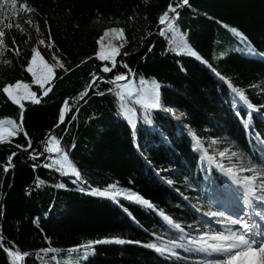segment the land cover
Segmentation results:
<instances>
[{"label": "trees", "instance_id": "1", "mask_svg": "<svg viewBox=\"0 0 264 264\" xmlns=\"http://www.w3.org/2000/svg\"><path fill=\"white\" fill-rule=\"evenodd\" d=\"M179 2L18 0L35 11L20 19L23 32L5 29V43L0 46V118L22 124L21 131L0 143V264H11L7 250L27 254L22 264H68L67 260L70 263L85 251L83 247L73 251L74 246L104 238L154 243L157 247L169 241L181 242L182 233L163 220L162 214L180 223L189 237L200 234L195 231L199 229V217L190 202L202 187H212L211 180L221 184L206 156L217 154L221 160L220 153L225 152L224 162L229 159L237 166L240 162L248 166L251 161L256 165L255 175L264 179V166L259 163L264 159V0H189L174 21L175 31L160 26L158 17L170 3L176 6ZM29 17L32 23L25 24ZM114 27L123 28L127 39L117 61L124 52L129 53L125 60L136 72L135 82L141 76L155 78L162 85V103L175 109V115H183L179 121L163 111L145 117L134 101H125L126 108H121L114 94L118 89L101 84L70 114L76 119L70 124L66 120L52 135L60 139L69 161L84 178L85 189L112 191L108 186L116 185V192L131 190L153 203L154 209H148L120 201L136 222L112 200L77 190L70 172L64 176L57 171L59 165L53 161L62 159L59 154L49 156L43 151L39 159H32L34 150L41 152L42 139L57 124L65 101L81 99L93 73L111 79L124 71L117 66L105 74L101 71L105 62L97 58V39ZM161 28L163 36L159 34ZM233 29L247 38L255 53ZM33 33L36 38L28 47ZM182 34L201 61L186 50L175 49ZM14 47L19 54L12 51ZM34 48L53 67V78L45 85L51 86L47 96L31 82L26 70ZM181 65L186 72L181 71ZM213 70L243 92L247 102L223 84ZM18 81L27 82L41 98L36 105L22 103V120L21 107L12 104L2 91ZM109 87L112 93L107 91ZM100 91L105 95H98ZM130 125H135L134 131ZM153 128L155 131H151ZM25 133L32 142L28 151L23 150L28 148ZM17 144L23 147L17 148ZM44 163L52 167L38 166L33 171L34 164ZM37 177L43 181L39 187ZM60 183L65 188H58ZM5 239L17 248L10 247ZM50 248L56 251L49 252ZM92 248H87L89 259L82 264H194L205 255L178 248L175 251L181 258H165L167 253L161 256L137 244L96 245L90 254ZM54 254L58 263L52 258Z\"/></svg>", "mask_w": 264, "mask_h": 264}, {"label": "snow or ice", "instance_id": "2", "mask_svg": "<svg viewBox=\"0 0 264 264\" xmlns=\"http://www.w3.org/2000/svg\"><path fill=\"white\" fill-rule=\"evenodd\" d=\"M189 0H180V2L173 6L171 3L168 5L166 11L163 12L162 15L158 17V23L161 26H165L172 31H175L174 21L179 19L180 12L179 8L183 6H188ZM6 9L11 10V14L19 20L20 11H26L28 13H32L35 11L34 8L28 6L27 3H18V0H0V46H3L5 41V29L11 31L13 25L8 21L9 13ZM131 19V17L129 18ZM25 24H31V17L24 21ZM16 28L23 32V25L20 23L16 24ZM236 36L240 37V40L244 42L246 46L249 47L251 52L255 53L256 49L252 47L251 43L247 40L242 33L238 30H232ZM110 34H113L118 37H123L126 42V37H124L123 29H106L103 32V35L100 36L96 43L98 45V56L97 58L101 62H105L101 68V71L105 74L113 72L114 69L119 66L122 69H125L123 72H117L111 79H104L101 76H97L95 73L92 74V80L89 83L88 87L81 94V99H84L89 95L90 92H94L99 88L101 84L114 85L118 91L114 94L118 97L120 101L121 108H126L125 101L132 102L139 105L143 109V113L145 117H148L149 114L153 111H163L165 113H172L174 118L179 121L180 115H175L176 110L170 107L165 106L162 103V94L161 87L162 85L155 80V78L151 80L145 79L143 76L139 78L138 83L135 82L136 72L134 69L129 68L128 63L125 59L121 58L117 61V57L121 54V49L124 48V43L119 44V46H114L110 42L108 44L107 50L105 47V37H109ZM159 34L161 36L165 35V31L161 28ZM183 35L176 40L175 49L177 50H186L188 55L194 58L196 61H201V56L198 55L197 51L193 50V48L189 47L185 40L183 39ZM13 44L15 45V37H12ZM41 44H44V41H40ZM154 46V45H153ZM16 54H19L18 47H14L12 49ZM149 52L152 51V47H149ZM179 55V51L176 52ZM123 57H127L129 53L124 52ZM91 59V57L89 58ZM111 64V67L109 66ZM179 63V61L177 62ZM31 66L26 70L31 73L34 78V82L40 86L43 96H47L51 91V86L45 87L47 83H49L50 79L53 77V67H49L48 64L44 62L41 58V52L37 49H33V55L30 60ZM39 65L42 69V72L38 73L36 70V66ZM60 67H63L61 64ZM181 71H185L181 65ZM214 74L218 77L223 84L227 85L230 90L237 94L241 99H244L247 102V97L241 92L238 88L234 87L231 82L226 79V77L219 72H215ZM28 85L22 82H16L14 85H6L3 87L2 91L6 94L7 98L14 105H19L21 107V120L23 119V111L24 107L21 104L22 100H29L31 104L36 105L40 103L39 97L36 96V93L28 91ZM14 89H23L24 94H14ZM109 93L113 92V89L109 87L107 89ZM100 96H104L105 92L100 91L98 93ZM248 108L252 109L253 105L248 103ZM261 107H264L262 105ZM69 105L68 101H65L64 106L60 112L58 122L56 124V128H59L61 124H65L66 120L68 124H70L73 120L76 119L75 115H69L68 110ZM127 110V109H126ZM130 127L135 130V125H130ZM67 129V125H66ZM65 129V130H66ZM22 130L21 125H15L11 119L9 120H0V142H3L5 137L12 136L14 133H17ZM54 131V130H53ZM151 131H155V129H151ZM25 138L28 139V148H23L24 151H28L32 146L31 139L27 137L25 133ZM215 143V140L213 141ZM199 143V140H197ZM139 147V145H136ZM17 148H22V145L17 144ZM72 148H75V144L72 145ZM195 150V149H194ZM44 151L51 156L52 154H59L62 159L53 161L54 164L59 165L57 171L61 173V175L67 176L69 172L73 179V183L77 185V190L82 193L89 194L99 198H105L112 200L118 207H120L130 219L134 222L135 217L131 215L128 208L124 207L120 201L127 200L129 202L144 205L148 209H154V205L149 200L143 198L140 194L135 193L131 190H125L123 193L116 192V185H109L112 191H103L99 189H85L83 187L84 178L81 177L80 172L73 167L71 162L69 161L68 154L61 147L60 139H58L55 135L51 133L45 140V149ZM16 153H12V156H15ZM44 155L43 152L36 153L35 150L32 155V159H39V156ZM233 156L236 153H232ZM221 160L215 161L212 156H208L209 164L215 166V168L221 173L224 177L225 182H230V185H235L236 189H231L233 194L236 195V190L239 188L243 189V206L240 211L229 213L228 217H225L223 211L216 210L210 212H204L203 217H209V219L201 218L202 223L206 226L207 229L211 228V219L212 217H223L225 219H230L231 225H239V229L232 230L228 229L227 231H215L209 232L204 231L199 236H188L187 232L181 227L180 223H173L172 219L167 214H162L163 220L167 221L169 225H171L174 229L178 230L182 235H180L179 240L181 242L169 241L167 244L157 247L154 243L144 244L141 241H133V240H124V239H98L94 241H89V245L83 246H74L73 251H80L81 247L84 248L83 259L87 261L89 259L87 255V248L92 246L93 248L96 245H108V244H116V245H124V244H137L141 247H147L153 249L161 256H167L165 258L176 256L179 258L178 253L175 249H183L184 252L187 253H195L200 254L203 253L207 257H213L212 259L204 260L203 262H198V264H264V230L261 229V225L256 222L253 218L259 217L261 220H264V209L260 207H254L253 201L259 202V205H264V179L261 180L260 184L256 183L257 176L255 175L256 165L252 164L249 161V165L246 166L243 162H240L236 167L235 171L231 165H225L224 158L225 152L220 153ZM12 157H9V164H11ZM262 166H264V159L259 162ZM43 166L45 168H51L52 164L44 163L43 165H33V171L35 172L36 167ZM5 172L8 171V167H5ZM252 172L253 175H241V173ZM39 181V177H37ZM40 183L43 181H39L37 183V187H39ZM58 188H65L64 183H60L57 185ZM31 195V193H27ZM236 204L240 205V197L236 195ZM252 208L253 212L246 211L245 209ZM155 211H159V209H155ZM195 211L199 212V209H195ZM39 217L36 218L38 220ZM217 223L220 221L217 220ZM189 228L192 227L191 224L188 225ZM196 231H200L196 229ZM186 240V242H184ZM171 245V246H169ZM0 247H3L2 238H0ZM49 252H55V249H48ZM94 254V253H93ZM7 255L11 257V264H20V261L27 260V254L14 253L11 250H7ZM55 258V257H54Z\"/></svg>", "mask_w": 264, "mask_h": 264}, {"label": "rangeland", "instance_id": "3", "mask_svg": "<svg viewBox=\"0 0 264 264\" xmlns=\"http://www.w3.org/2000/svg\"><path fill=\"white\" fill-rule=\"evenodd\" d=\"M6 11H8V13H9V18H8V22H10L12 25H13V28H16V24L17 23H19V21H20V19H22V18H24L26 15H28V12H26V11H20V13H19V20H17V18L15 17V16H13L12 14H11V10L10 9H6ZM114 28H116V29H123V28H120V27H114ZM108 29H111V28H108ZM124 30V29H123ZM136 33H137V31L135 30V29H133V34L134 35H136ZM102 35H103V33H102ZM101 35V36H102ZM124 37H126V35H125V31H124ZM36 37H35V34L33 33L32 35H31V39H30V42H29V45H28V47H31L32 46V43L34 42V39H35ZM135 41H137V38L135 39ZM109 42L112 44V45H114V46H119V44H121V43H124V45L127 43V39H126V42H125V40H124V38L123 37H118V36H115V35H113V34H110L109 35V37H105V47H106V50H107V47H108V44H109ZM32 55H33V53H32ZM31 55V56H32ZM97 56H98V45H97ZM41 58L44 60V62L46 63V64H48V66L49 67H52L51 66V64L41 55ZM30 60H31V58H30ZM31 66V64H30V61H29V64H28V66H27V68L28 67H30ZM36 70L38 71V73H40V72H42V69L40 68V66L39 65H37L36 66ZM29 74H30V76H31V82L34 84V85H36V86H39L38 84H36L35 82H34V78L32 77V75H31V73L30 72H28ZM53 78V77H52ZM52 78L50 79V81L52 80ZM49 81V82H50ZM19 82H22V83H24V84H27L28 86H29V84L27 83V82H24V81H19ZM15 83H13V84H8V85H14ZM40 87V86H39ZM28 91H30V92H34L35 93V91H33L31 88H30V86L28 87ZM14 94H19V95H23L24 94V90L23 89H14ZM23 102H30L29 100H22L21 101V104L23 103ZM19 106V105H18ZM172 117H174V115H171ZM10 118H0V120H9ZM12 121H13V123L15 124V125H17L16 124V122L13 120V119H11ZM12 137H14V134L12 135V136H8V137H5L4 138V140H3V142H5V141H7L8 139H11ZM0 143H2V142H0ZM212 147H213V145H211ZM213 159L215 160V161H220V159L218 158V155L217 154H214V156H213ZM225 163V165H231L232 167H233V169H234V171H235V169H236V167H237V165H235L234 164V162L233 161H230L229 159L226 161V162H224ZM256 183L259 185L260 184V181L258 180V177H257V180H256ZM208 194H209V200L210 201H205V200H203V199H199V198H196V197H194V198H192V200H191V209H193V208H196V209H199V212H197L199 215H202V216H200L201 218L203 217V213L204 212H210V211H213L214 209H211L210 210V207L209 206H212L213 204H221V201H220V199H219V195H217V193H215V192H207ZM235 202V201H234ZM253 203L254 204H256V205H258L259 204V202H257V201H253ZM234 203L233 202H226L225 203V205L222 207V208H226V206H229L230 207V205H233ZM214 208H215V206H214ZM264 209V208H263ZM224 213H225V217H227V215H226V212L223 210V209H221ZM226 210V209H225ZM212 218H215V219H217V220H219L220 222L219 223H217V222H211V227L215 230V231H227L228 229H232V230H237V229H239V225H231L230 224V221L228 220V219H225V218H223V217H212ZM203 219H209V217H203ZM211 219V218H210ZM262 225H264V220H262V223H261ZM195 231H196V229H195ZM200 235V234H199ZM199 235H194V236H199ZM92 252H93V248L90 250V254H92ZM89 254V252H87V255ZM55 257V258H54ZM52 258L55 260V261H57V263L59 262L58 260V255H56V254H54L53 256H52ZM213 257H205L204 258V260H207V259H212ZM82 260H84L83 259V254H79L78 253V255L76 256V257H74L73 258V260L72 261H70V263H69V260H67L68 261V264H82ZM203 260V261H204ZM194 264H198V262H194Z\"/></svg>", "mask_w": 264, "mask_h": 264}, {"label": "water", "instance_id": "4", "mask_svg": "<svg viewBox=\"0 0 264 264\" xmlns=\"http://www.w3.org/2000/svg\"><path fill=\"white\" fill-rule=\"evenodd\" d=\"M184 7L185 6H183V7H181V8H179L178 9V11L179 12H181L183 9H184ZM161 26V25H160ZM158 28H159V26H158ZM126 57H123V59H125ZM124 71H125V69H123ZM97 76H101V77H103L104 79H107V78H105L104 76H102V75H97ZM91 82V81H90ZM91 94V92L89 93V95ZM88 95V96H89ZM88 96L87 97H85L84 99H78V100H76V99H67L66 101H68V105H69V109L67 110L68 111V114L70 115L72 112H74L78 107H80V105L83 103V101H85L87 98H88ZM65 104V103H64ZM63 124H61L60 125V127L62 126ZM56 126V125H55ZM53 127L47 134H46V136L42 139V141H41V152H43L44 151V149H45V140H46V138L49 136V134L51 133H53L55 130H57L58 128H56V127ZM54 130V131H53ZM40 152V153H41ZM25 155H31V153H25ZM5 241L8 243V245L10 246V247H12V248H17L13 243H11V242H9L7 239H5ZM20 253V252H19ZM21 254V253H20ZM22 255V254H21Z\"/></svg>", "mask_w": 264, "mask_h": 264}]
</instances>
